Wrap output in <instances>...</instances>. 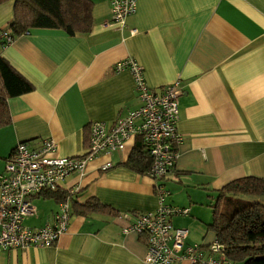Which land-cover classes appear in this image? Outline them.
Returning a JSON list of instances; mask_svg holds the SVG:
<instances>
[{
    "label": "crops",
    "instance_id": "crops-1",
    "mask_svg": "<svg viewBox=\"0 0 264 264\" xmlns=\"http://www.w3.org/2000/svg\"><path fill=\"white\" fill-rule=\"evenodd\" d=\"M14 1L0 3V29L13 17ZM90 1L87 33L29 29L0 45V57L32 87L5 99L0 173L20 142L35 149L52 139L56 155L81 157L89 123L110 125L138 108L130 73L113 70L125 58L143 67L150 89L179 81L175 166L158 181L128 169L139 136L121 152L99 154L83 177L70 174L61 185L74 193L67 229L54 245L1 250L0 264H144V238L123 229L134 213L157 208L155 186L167 192L165 204L188 209L170 218L187 229L184 246H208L218 190L240 178L264 180V0H137L122 28L103 27L111 19L108 0ZM45 193L33 198L36 214L23 225L53 224L59 198ZM89 199L102 209L74 210ZM235 199L264 205V197Z\"/></svg>",
    "mask_w": 264,
    "mask_h": 264
},
{
    "label": "built area",
    "instance_id": "built-area-1",
    "mask_svg": "<svg viewBox=\"0 0 264 264\" xmlns=\"http://www.w3.org/2000/svg\"><path fill=\"white\" fill-rule=\"evenodd\" d=\"M111 19L104 23L124 27L125 20L136 12L137 0H108ZM131 34L135 30H131ZM4 46L12 38L1 32ZM115 72L130 73L133 88L139 101L135 110L114 119L110 125L101 121L89 123L86 153L81 157L56 155L58 145L52 139L29 149L25 143H18L5 159L0 173V251L25 250L29 247L44 248L54 245L66 231L70 217V196L58 204L53 224L39 228L23 225V220L36 214L33 198L45 192L60 190L66 177L76 174L83 177L86 164L99 154L121 152L127 141L139 136L151 159L145 175L158 181L173 170L177 157V145L181 137L176 131L178 120L179 81L162 87L159 91L150 89L144 80L143 67L133 58H125L113 65ZM111 167L108 162L100 169ZM157 208L153 211L134 213L132 221L123 229L144 238V264H174L187 260L189 264H231L222 253L216 240L208 246H184L187 229L175 228L170 223L173 216H186L187 208L165 204L167 192L155 186ZM127 217V215H123Z\"/></svg>",
    "mask_w": 264,
    "mask_h": 264
},
{
    "label": "trees",
    "instance_id": "trees-1",
    "mask_svg": "<svg viewBox=\"0 0 264 264\" xmlns=\"http://www.w3.org/2000/svg\"><path fill=\"white\" fill-rule=\"evenodd\" d=\"M5 1L0 0V3ZM91 27L90 0H15L12 19L0 29V45L4 46L2 30L14 38L29 29H60L68 35H75L87 33ZM31 89V85L0 57V127L9 121L5 99L27 93ZM150 164L151 159L142 141L138 139L125 166L135 173L145 175ZM59 192L57 190L47 194L59 198L60 203L65 200L66 193ZM239 196L264 197V180L245 177L233 180L219 189L217 203L211 206L212 222L208 228L214 232L224 257L231 264H264V205L235 199ZM224 199L237 201L230 208L231 212L223 211L221 202ZM99 209L102 208L94 199L74 206L77 213ZM71 210L72 203H69L70 213Z\"/></svg>",
    "mask_w": 264,
    "mask_h": 264
},
{
    "label": "rangeland",
    "instance_id": "rangeland-1",
    "mask_svg": "<svg viewBox=\"0 0 264 264\" xmlns=\"http://www.w3.org/2000/svg\"><path fill=\"white\" fill-rule=\"evenodd\" d=\"M236 200H233V199H224L222 202H221V206L223 207V211L225 212H231V209L232 208V205L233 204H236ZM263 205V204H262Z\"/></svg>",
    "mask_w": 264,
    "mask_h": 264
}]
</instances>
